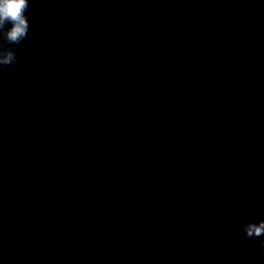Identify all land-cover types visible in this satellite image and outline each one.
I'll return each instance as SVG.
<instances>
[{
	"label": "clouds",
	"instance_id": "obj_1",
	"mask_svg": "<svg viewBox=\"0 0 264 264\" xmlns=\"http://www.w3.org/2000/svg\"><path fill=\"white\" fill-rule=\"evenodd\" d=\"M28 7L29 0H0V40L10 45H18L27 38L30 28L26 16ZM17 62L16 50L5 48L3 43H0V74ZM242 228L246 239L256 240L264 236V219L259 222L248 221ZM258 247L261 256H264V239H260Z\"/></svg>",
	"mask_w": 264,
	"mask_h": 264
}]
</instances>
